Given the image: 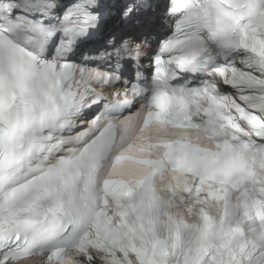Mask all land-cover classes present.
<instances>
[{
	"label": "snow or ice",
	"instance_id": "snow-or-ice-1",
	"mask_svg": "<svg viewBox=\"0 0 264 264\" xmlns=\"http://www.w3.org/2000/svg\"><path fill=\"white\" fill-rule=\"evenodd\" d=\"M0 264H264V0H0Z\"/></svg>",
	"mask_w": 264,
	"mask_h": 264
},
{
	"label": "bare ground",
	"instance_id": "bare-ground-1",
	"mask_svg": "<svg viewBox=\"0 0 264 264\" xmlns=\"http://www.w3.org/2000/svg\"><path fill=\"white\" fill-rule=\"evenodd\" d=\"M157 35H158V37H160V36H161V34H160V33H158Z\"/></svg>",
	"mask_w": 264,
	"mask_h": 264
}]
</instances>
